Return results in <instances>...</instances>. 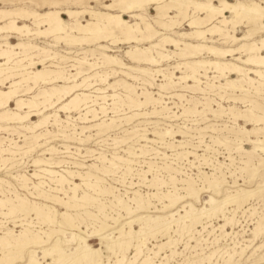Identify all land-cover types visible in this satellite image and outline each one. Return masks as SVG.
<instances>
[{
    "label": "rangeland",
    "instance_id": "374dc122",
    "mask_svg": "<svg viewBox=\"0 0 264 264\" xmlns=\"http://www.w3.org/2000/svg\"><path fill=\"white\" fill-rule=\"evenodd\" d=\"M112 1L114 0H0V9H20L21 13L25 15L18 18L20 25L27 24L29 28L33 29V32L37 31L35 34L28 35L16 30H6L0 33V43L30 42L47 49L49 52L38 55H32L29 50L24 48L15 50L20 55L25 52L29 53V56H33V60L40 63L34 68H30L31 70L42 69L46 64L50 65L47 67L48 69L61 71L62 74L67 75L83 70L79 80L84 76L99 72L101 76L91 79L93 86L79 89L92 92L100 97L107 96L105 100L99 98V101L107 108L106 113L101 112L99 104L92 105L99 109V119L96 118L93 121L83 120V116L80 117L81 113L87 111L84 108L85 105L81 112L59 110L62 104L70 100L69 97L56 101L57 104L45 112V114L51 115L57 113L59 115L57 119L61 121L54 124L56 117L51 116L50 122L36 128V132L20 127L22 126L20 123L0 122L9 127H16L9 130L0 129V198L3 197L1 191H5L17 203L21 202V200H17L16 195L19 194V196H26L31 200L53 204L59 213L67 211L73 215V219L71 218L73 224L80 225V229L74 227V231L88 236V243L92 247H101L103 244L99 238L100 232L95 231V227L100 222L98 217L101 220L106 218L100 212V208L109 214L106 222L112 226L106 231L108 234L116 232L124 222L138 215H167L178 210L176 215L178 217L179 214H185L189 203H193L196 208L210 207L207 201L211 196L223 200L244 189L247 192L235 201L230 199L228 204L224 205L225 216L220 212L212 217H203L201 222L189 228L186 227V229L182 227L181 220L174 221L168 235L162 236L160 233L146 235V238L149 239L146 245L157 250L158 244L161 242L170 238L175 239L173 246H168L157 257H154V261L157 263L164 260L167 264H194L200 260L199 253H211L218 250L211 260H207L203 264H264V78L256 73L248 72L249 68L264 69V65L241 62L229 57L233 62L242 66V72L247 73L246 76L229 71H226V76L221 75L214 68L206 65V67H198L201 81L195 83L191 79H180L181 76L191 72V68L185 63L197 59H215L216 57L207 50H202L192 56L189 53H184L187 51L184 50V44L180 48H176L175 45L168 43L166 47L158 50L168 54L169 59L168 57L167 59L161 58L157 50L153 49L152 52L156 55L158 62L149 64L138 61L127 53L128 50L151 46V43L144 38L139 43H129L126 36L119 29L114 28V35L107 40L103 37L106 32H101L100 38L86 39V41L81 39L70 43L68 42L70 40L59 37L60 35L49 34L45 30L46 24H35L33 19L27 18L25 14V11L44 13L54 8L61 10L91 8L105 11L104 4ZM195 1L205 2L207 0ZM229 1L235 2L236 0ZM257 1L264 4V0ZM52 2H58V4ZM117 2L119 4L117 3L115 7L116 13L123 7L120 0ZM162 2H166L170 7L165 11H168V14H171L176 22L173 23V20L157 16L156 1L143 2L142 8L136 7L135 9L138 10L134 12L140 14L139 17H130L128 13H124V17L129 24L139 22L142 25L143 22L148 21L161 35L183 39L182 32H191L196 29L189 24V21L206 16L204 11L195 9L193 4L183 5L179 8V1L162 0ZM213 2L219 4V0H213ZM227 15L232 16L230 12ZM62 16L66 22L70 21L71 24L66 13H62ZM79 18L83 23H86L91 16L84 13ZM6 23L7 21H0V25ZM238 24L237 27L230 24L229 33L243 35L251 25L246 18H243V21ZM74 26L71 24L69 30L73 35L80 36L81 33ZM71 27L75 30H72ZM207 28L204 27V29ZM206 34L209 38L204 41L208 44L221 48L233 47L238 44L220 33L211 34V31H207ZM258 37L260 36L258 35ZM154 39L158 40L156 37ZM183 40L198 42L196 38ZM33 52L39 53L36 49ZM262 52L264 53V50ZM107 55L112 56L118 62H108ZM243 57L245 58L244 55ZM6 59L0 55L1 62ZM87 61L94 64L90 65ZM6 67L7 65L0 67V74H2V68ZM156 69L162 71L157 72ZM233 78H236L237 83L242 84L243 87L233 88L228 85L227 81ZM101 79L105 80L101 81ZM44 81L31 82L30 85L33 87L30 88L23 84L18 95L29 98L40 89L50 88L54 85L52 82ZM63 83V81L55 82L58 85ZM5 87L1 86L2 89H8ZM128 87L135 89L132 93L133 100L126 97ZM97 88L103 90H97ZM30 89L31 91H29ZM114 93L118 95L112 97ZM133 101L143 103L140 106H135ZM89 104L91 105L92 102ZM15 107L16 103L12 101L10 109ZM3 110L0 109V112ZM88 117L93 118L91 113ZM39 118L42 116L34 115L32 116L33 120L28 123L31 124ZM101 120H105L109 125L104 129L84 128ZM166 130H170V132L160 136L159 132ZM35 134L38 135V140L32 141V136ZM53 145L55 150H47ZM65 145H70V148L67 149ZM25 150L29 151L23 153ZM37 158L51 163L62 160L60 164H52V168L59 171L90 172V181H98L103 186L113 187V192L95 194L90 190L88 192L96 199L82 203L76 209L52 202L43 195L34 197L36 194L35 184L41 180L46 182L42 183L44 188L41 187L46 193H53L49 186L56 184L52 180L55 179L53 174L37 170L45 167L43 165L36 166L34 159ZM46 167L51 168V166ZM105 168H109L111 171L105 172ZM34 173H38L40 176ZM61 173L81 184L77 192V196L81 197L84 190H87L84 180L77 175L70 177L65 171H61ZM24 176L28 179L24 180ZM211 181L219 183L217 188L211 187ZM25 184L26 186H24ZM190 188L199 191V201L195 200L197 198L189 196L187 192ZM69 193L73 195L72 192ZM174 194L184 196V199H180L181 202L179 201L173 207L163 209L164 204H169L168 196H174ZM58 195L63 199L68 198V195L63 192H59ZM139 196H143L145 199L149 198L150 207L128 215L126 209L118 203L120 198L133 209H137V204L133 199ZM185 205L188 207H184ZM6 208L5 211H8ZM90 212L97 215L92 218L88 217ZM20 213L17 212L12 217H5L1 213L0 221H3L4 224H0V230L9 228L18 233L23 227L33 228L30 226L31 224L37 225L34 228L39 230L49 231L48 229H51L49 226L51 224L39 222L34 212L26 218ZM57 219L64 225V230L66 229L67 233L66 237L62 232L56 233L53 235V239L61 238L60 244L64 248L74 247L75 241H67V237H70V231L73 229L72 221L70 220L68 223L69 221H65L61 216H58ZM187 221L186 223L190 224V221ZM134 227L139 229L140 224L135 222ZM128 228L129 226L126 225V229ZM0 235L3 233L0 232ZM112 235H117V233ZM10 240L14 241L11 238ZM52 245L53 242L50 246ZM37 249L40 250V248ZM171 249L176 251L173 255H171ZM24 250L22 254L24 260H19L23 259L22 255L18 256L19 258L17 257L13 264H25L29 260V251ZM226 250L233 255L225 253ZM19 251L17 248L5 249L1 245L0 258L15 257ZM38 254L43 255L41 251ZM168 254L169 256H167ZM127 255L132 260L137 258L134 264H140L147 257L148 250L144 247L143 252L140 253L132 245ZM55 257L58 256L54 255ZM103 258L105 261L107 260L106 253ZM110 259V262L113 263L116 257L112 255ZM52 260L53 258H49L47 261L51 262ZM44 263H47L46 260Z\"/></svg>",
    "mask_w": 264,
    "mask_h": 264
},
{
    "label": "bare ground",
    "instance_id": "6f19581e",
    "mask_svg": "<svg viewBox=\"0 0 264 264\" xmlns=\"http://www.w3.org/2000/svg\"><path fill=\"white\" fill-rule=\"evenodd\" d=\"M117 1L118 0H114L110 3H105L103 7L105 8V11H97L91 8L85 10H71L68 8L65 10H61L58 8H54L47 10L44 13L25 11V14L27 18L31 17L35 24H46L47 26L45 30L49 32V34L52 33L56 36L60 35L59 37H63L67 40H70L68 41L70 43L71 41H78L81 39H85L86 41V39L89 40L91 38H100L101 32H106V35H104L103 37L107 40L108 38H110V36L114 35V28L119 29V31L126 36V40L129 43H139L140 40L144 38L145 40L151 43V46L145 47L143 49L137 48L135 50H128L127 53L130 55V57L132 56L138 61H144L149 64H154L158 62L156 55L152 52L153 49L154 51L157 50V53L161 56V58L167 59L169 55L161 53L158 49L166 47V44L168 43L175 45L176 48H180L181 45L184 44V50H187L184 53H189L192 56H195L197 53L202 52V50H207L216 58L211 60L197 59L193 62L185 63L186 66L191 68V72L189 74L181 76L180 79H191L195 83L201 81V79L199 78L198 67H206V65L211 66L215 69V71H218L221 75L223 74L226 76V71H229L230 73H239L243 76H246L247 73L242 72V66L239 63L233 62L231 59H229V57L234 60H239L241 62H250L256 65H264V53L262 52V50H264V4L258 2L257 0H236L235 2L229 0H219V4L214 3L213 0H207L205 2H197L195 0H176L179 1V8L183 5L190 6L193 4L195 9L202 10L206 13V16H200L199 18H194L189 21V24L196 28L195 30L191 32L181 33L183 39L196 38L198 40V42L196 43L183 39H175L165 34L161 35L158 31L154 29L152 23L148 21L143 22L142 25H140L139 22L129 24V22L124 17V13H128L130 17H139L140 14L134 12L138 10L135 9L136 7L142 8L141 6L143 2L156 1L158 11L157 16H163V18L170 19V21L173 20L174 23L176 21H174L173 16L171 14H168V11H165L169 7L167 6L166 2H162V0H120L123 7L120 5L122 8L119 12L116 13L115 7L118 3ZM52 3L58 4V2ZM21 12L22 11L20 9H0V21H7L6 24L0 25V33L5 32L6 30H16L28 35L35 34L37 31L33 32V29L29 28L27 24L20 25V23L18 22L19 17L25 16ZM228 12L231 13V17L227 15ZM62 13H66L69 16L71 24L75 25V29L79 31V33H81L80 36L72 34V31L69 30L71 25L70 21L66 22L65 18L62 16ZM84 13H88L91 16V18L87 20L86 23H83L79 18L80 15ZM243 18H246L248 23L251 24L249 25L247 31L243 35L229 33L230 24H233V26L237 27V24L242 22ZM205 26L208 28L204 29ZM71 29L75 30L73 27H71ZM207 31H211V34L220 33L226 35L231 38L232 42H238V44L236 46L226 48H221L213 44H208L204 41V39L209 38L207 36L208 34H206ZM258 35L260 37H258ZM154 37H156V39L158 40L155 41ZM17 48L27 49L32 53V55H38L40 53L48 51L47 49L38 47L37 45L30 42H19L15 44H11L10 42H5L4 44L0 43V55H2L5 59L7 58L4 62L0 61V67H2L3 65H7L6 68H2V74H0V109H4L0 112V122H4L6 124L20 123L22 124V126L20 127H24L28 130L36 132V128L45 126L47 123L50 122L49 120L51 116L56 117L54 119V124H58L61 121L57 119L59 116L57 113L51 115L45 114V112L55 106L57 104L56 101L58 102L69 97L70 100L62 104L59 107V110L62 109L70 112L78 110L79 112H81L83 106L85 105L84 108L87 111L81 113L80 117L83 116V120L87 119L90 121H93L96 118L99 119V109H101L102 113H106V106L99 101V98H103L105 100V98L107 97L106 95L100 97L99 95L92 94V92H85L79 89L81 87L86 88L93 86L91 79L101 76L99 75V72H95L87 76L83 75L84 77L79 80V76L83 74V70H78L75 73L67 75L62 74L61 71L48 69L47 67L50 65L47 64L45 66L43 65L42 69L36 68V70H31L30 68H34L35 65L40 63L33 60V56H29V53L25 51L23 55H20L19 52L15 51ZM35 49L39 51V53H34L33 51ZM243 55L245 56V58L243 57ZM106 57L108 59V62H118L112 56L107 55ZM42 62L43 61L41 60V63ZM89 64L93 65L94 63ZM156 71L160 72L162 70L156 69ZM248 72L256 73L261 78H264V69L249 68ZM172 74L173 72L171 73V75ZM105 79H101V81H104ZM38 80H45L44 82H52L54 83V85H52L51 87L49 86L50 88L40 89L36 94H33L29 98H23L18 95L19 89L23 84H26L30 88L33 87L30 85V83H37ZM57 81H63L64 83L62 85L55 84V82ZM7 82L8 84H6ZM227 84L233 88L243 87L242 84L237 83L236 78L228 80ZM1 86H6L5 88L8 89H2ZM97 90L103 89L97 88ZM29 91H31V89ZM127 91L128 94L126 95V97L128 99L133 100L132 93L135 91V89L128 87ZM117 95L118 94L114 93L112 94V97H116ZM12 101H15L16 103V107L14 109H10V103ZM140 101H133L132 103H135V106H140L143 103ZM90 102H92L91 105L89 104ZM93 104H99V109L93 107ZM117 109L119 108L117 107ZM163 109H165V107H163ZM90 113L93 118L88 117ZM34 115L42 116V118H39V120L37 121H33L31 124L28 123L29 121L33 120L32 116ZM107 125L109 124L105 120H101L92 125L85 126L84 128L98 127L100 129H104ZM11 128L15 129L16 127H9L0 123V129L9 130ZM169 132L170 130L160 131L159 134L160 136H163L165 135V133ZM32 138V141H36L38 140V135L35 134L32 136ZM65 146L67 147V149L70 148V145ZM47 150H55V146L53 145ZM28 151L29 150H25L23 153H27ZM34 160L36 166H45L37 170L53 174L55 176V179L52 180L53 182H56L55 186H49L51 188L50 190H52L53 193H46L44 192V189L41 188L43 187L42 183H46L45 181L41 180L38 184H35L36 194L34 195V197H39L43 195L46 199L51 200L52 202L65 205L66 207H74L76 209L81 206L82 203L88 201L91 202L96 199V197H94L88 192L90 190L94 191L95 194H109L113 192V187L103 186L98 181H90V172L83 173L72 170H61L67 172L70 177H76L77 175V177L80 176V178L84 180V186L87 190H84L83 195L79 197L77 196V192L81 187V184L77 183L76 181H73L72 179H69L68 176L61 173V171L52 168V164H60L62 160L53 163L44 161L42 158H37ZM46 166H51V168H48ZM104 171L109 172L111 170L109 168H105ZM34 174L39 175L38 173ZM27 179L28 177L24 176V180ZM217 184L219 183H217L216 181H211L210 183L211 187L215 188H217ZM24 186H26V184ZM218 189L216 190L218 191ZM59 192L65 193L66 195H68V198L63 199L58 195ZM69 192H72L73 195H70ZM237 192V194L231 197L229 196L223 200H219L216 197L211 196L210 199L207 201L210 204V207L196 208L193 203H189V208L185 209V214H179L178 217H176L179 212L178 210L176 212H171L167 215H138L124 222L120 226V228L117 229L116 232H110L108 234H106V231L108 230V228L111 229L112 226L109 225L108 222H106V219L109 214L106 212V210L104 211V209L100 208V212L103 213L106 219L101 220V218L98 217V220L100 219V222L98 225H96V230H94L100 232L99 238L103 245L101 244V247H92L88 243V236L81 235L79 232L74 231V227L80 229V225L73 224V221L71 220V218L73 217L72 214L68 213L67 211L59 213L58 209L53 204L31 200L26 196H19V194H17L16 196L17 200H21V202L17 203L11 197H9L8 194L5 193V191H1L3 197L0 198V214L2 213L5 217H12L13 214L21 212L22 214H20L26 218L34 212V214H36L35 217L39 219V222H48L47 224L50 223L51 225L49 226H51V229H48L49 231H43L34 228V226L36 227L37 225L31 224L30 226L33 228L23 227V229L20 230L18 233L15 232V230L9 228H6V230H0V232L3 233V235H0V246L2 245V247L5 249L17 248L20 250L18 255L15 257L9 258L8 256H5L4 258H0V264H13L14 260L17 259L18 256H21L23 254V251H25L24 249L29 251V260L25 264H83L84 262L86 264H134V262L137 261V258L132 260L127 255L132 245H134L140 253L143 252L144 247L148 250L147 257H145L140 264H167V262L164 260L157 263L156 261H154V257H157L168 246H173L175 243V239L173 240L172 238H170L167 241L161 242L160 244H158V249L154 250L152 247H147L146 242L149 239L146 238V235H154L156 233H160L162 236L168 235L171 228V224L174 221L177 222L181 220L183 222L182 227L186 229V227L189 228L191 226H194L196 223L201 222V219L203 217H212L214 215H218L220 212H222V214L225 216L223 208L224 205L228 204L230 199H234L235 201L247 191L241 189ZM187 193L189 194V196L197 198L195 200H198L199 191L195 190L194 188H190ZM31 194H33V192H31ZM182 198L184 199V196H180L179 194H174V196H168L169 204H164L162 206L163 209L175 206ZM133 200L137 204V209H133L122 199H118V203H120V206L126 209L128 215L134 214V212L138 210L143 211L151 205L150 199H145L143 196L134 197ZM184 207H186V205ZM5 208L8 211H5ZM96 215L97 214L93 212L88 213V217L91 218L95 217ZM58 216H61L67 222L69 221L68 223H70V220L72 221L71 227L73 229H71L70 231V237H67L68 242L75 241V246L72 248H64L62 244H60L61 238L53 239V235L56 233L62 232V234L64 233V235L67 233L66 229L64 230V225L61 223V221L57 219ZM187 220L190 221V224L186 223L188 222ZM135 222L140 224L139 229H136L134 227ZM0 224L3 225L4 222L0 221ZM126 225L129 226L128 229H126ZM57 226L60 227L55 228ZM94 230L92 231L94 232ZM41 233H44L45 235H42ZM113 233H117V235H112ZM10 238L14 241L11 242ZM52 242L53 245L50 246ZM37 248H40V250H38ZM39 251L43 253L42 256L38 254ZM151 251L153 254L151 253ZM217 251L218 250H215L211 253H199L198 257L200 258V260L196 262L193 261L194 264H203V262L211 260V258ZM175 252V249H171V255H173ZM104 253L107 254L106 261L108 262H106L103 258ZM225 253L230 256L233 255L227 250L225 251ZM54 255H57L58 257L54 258ZM112 255L116 257V260H114L113 263L110 262V258L112 257ZM23 256L24 255L21 256L23 259L19 260H24ZM167 256H169V254ZM49 258H53V260L51 262L47 261ZM43 259L46 260L47 263H44Z\"/></svg>",
    "mask_w": 264,
    "mask_h": 264
}]
</instances>
